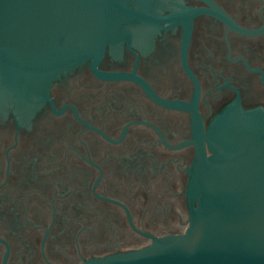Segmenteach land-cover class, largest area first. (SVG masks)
<instances>
[{"label": "flooded vegetation", "instance_id": "1", "mask_svg": "<svg viewBox=\"0 0 264 264\" xmlns=\"http://www.w3.org/2000/svg\"><path fill=\"white\" fill-rule=\"evenodd\" d=\"M134 8L99 65L31 103L0 92V264H86L186 233L222 116L264 115V0Z\"/></svg>", "mask_w": 264, "mask_h": 264}, {"label": "water", "instance_id": "2", "mask_svg": "<svg viewBox=\"0 0 264 264\" xmlns=\"http://www.w3.org/2000/svg\"><path fill=\"white\" fill-rule=\"evenodd\" d=\"M142 0H0V92L47 97L62 74L99 65ZM224 114L190 175L189 227L141 251L86 264H264V115Z\"/></svg>", "mask_w": 264, "mask_h": 264}]
</instances>
